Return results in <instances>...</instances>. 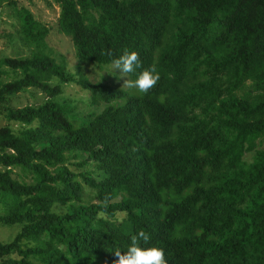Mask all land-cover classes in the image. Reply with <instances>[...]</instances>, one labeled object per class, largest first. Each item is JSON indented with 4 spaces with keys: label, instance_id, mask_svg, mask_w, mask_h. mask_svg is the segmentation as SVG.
Listing matches in <instances>:
<instances>
[{
    "label": "trees",
    "instance_id": "1",
    "mask_svg": "<svg viewBox=\"0 0 264 264\" xmlns=\"http://www.w3.org/2000/svg\"><path fill=\"white\" fill-rule=\"evenodd\" d=\"M2 2L28 54L0 58L19 74L0 81V226H19L0 264H113L141 229L167 264H264V0H49L97 80ZM124 49L158 71L148 94L115 86ZM28 89L40 97L10 104Z\"/></svg>",
    "mask_w": 264,
    "mask_h": 264
},
{
    "label": "rangeland",
    "instance_id": "2",
    "mask_svg": "<svg viewBox=\"0 0 264 264\" xmlns=\"http://www.w3.org/2000/svg\"><path fill=\"white\" fill-rule=\"evenodd\" d=\"M49 0H17V6L27 7L33 16L40 20V22L46 26L48 29V34L46 36V43L48 47L52 50V57L55 58L56 61H61L66 64V67L70 69L72 72H83L87 73L88 77L97 80L98 77L93 73L94 70L87 66V64H79L73 56V51L70 46L69 41L61 34H59L56 30V14L57 7L53 4L48 6ZM18 26V19L16 17L15 10H12L6 2H2L0 4V58L4 56H23L28 54V49L20 44L17 39L16 27ZM80 62V61H79ZM88 63V62H87ZM90 64V63H89ZM99 67L97 63H92ZM90 64L91 67H94ZM1 69L5 74L0 76L1 82L9 81L17 76H19L18 72L9 69L8 67L1 66ZM96 69V68H95ZM97 70V69H96ZM97 73V72H95ZM104 76H106V72L102 70ZM98 75V73H97ZM102 76V75H101ZM100 76V78H101ZM110 79L113 75H109ZM108 77V76H107ZM104 78V77H103ZM126 77H121L120 73H117V78L114 83L116 87L122 88V83ZM108 78L105 80V82ZM55 82V80L53 81ZM109 81H107L108 83ZM248 84V83H247ZM244 87V89L247 87ZM62 95L65 98L69 99H84L86 97V92L80 90L74 84H62ZM127 89V88H122ZM128 90V89H127ZM30 91V92H29ZM130 91V90H129ZM131 93L138 94L136 90ZM33 93V96H32ZM40 95L36 91H32V89H28L25 92L17 93L11 97L10 104L14 107H20L24 104L32 103L36 100ZM79 107L83 111L92 110L90 107L85 106L79 103ZM100 106L98 107V109ZM6 124V120L0 114V126ZM13 128H16L15 125H11ZM59 212H61L62 208H57ZM18 225H2L0 226V241H8L10 240L14 234L18 231Z\"/></svg>",
    "mask_w": 264,
    "mask_h": 264
},
{
    "label": "clouds",
    "instance_id": "3",
    "mask_svg": "<svg viewBox=\"0 0 264 264\" xmlns=\"http://www.w3.org/2000/svg\"><path fill=\"white\" fill-rule=\"evenodd\" d=\"M102 54L113 55L110 50ZM111 69L114 74L116 70H119L121 77L136 74L135 79H125L122 88L135 89L138 94H148L156 87L160 79V75L154 66L137 72L138 69H142V61L139 52L134 50L124 49L118 58L112 59ZM150 239V235L143 229L131 234L127 250L125 252L118 249L114 251L116 259L113 264H167L163 249L156 246H141V242L148 244Z\"/></svg>",
    "mask_w": 264,
    "mask_h": 264
}]
</instances>
